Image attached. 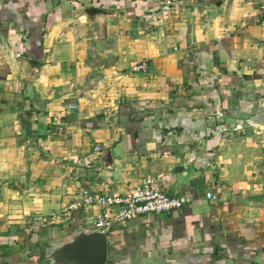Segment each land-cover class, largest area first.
Returning <instances> with one entry per match:
<instances>
[{"label":"clouds","instance_id":"9594fccd","mask_svg":"<svg viewBox=\"0 0 264 264\" xmlns=\"http://www.w3.org/2000/svg\"><path fill=\"white\" fill-rule=\"evenodd\" d=\"M0 13V264H31L16 226L31 245L79 208L96 229L135 228L121 264H264V0H0ZM181 206L182 233L147 227Z\"/></svg>","mask_w":264,"mask_h":264},{"label":"crops","instance_id":"0c3cea01","mask_svg":"<svg viewBox=\"0 0 264 264\" xmlns=\"http://www.w3.org/2000/svg\"><path fill=\"white\" fill-rule=\"evenodd\" d=\"M204 2H205V6H213L214 5V6L218 7L224 3V0H204ZM255 7L260 8V7H262V5L260 3H256ZM3 15H5V14L0 13V16H3ZM254 23L257 26L259 24H264V15H260L257 18H255ZM217 32H218V34L220 32L219 22H217ZM232 42L233 41L225 40L224 44H225V46H229V48H230V45ZM217 64L219 65V61H217ZM217 71L223 72L224 70L222 68L218 67ZM185 98L187 99L186 94H185ZM32 111L36 112V109L33 108ZM36 115L39 116V115H41V113L36 112ZM42 115L47 116L48 113L44 112V113H42ZM131 119L134 121L135 117H132ZM125 122L131 124V129L133 131L139 127L138 124L132 123L130 119H126ZM68 123H71V122H68ZM55 131H56V129L52 128L51 125L49 126V128L47 130V132H55ZM63 131L67 132V129H64ZM47 132H45V134H44V137H43L44 139L47 138ZM60 134L63 135V133H60ZM32 135H34L36 137L37 141H39L41 139V133L39 131L32 133ZM135 135H136V138L139 137V133L136 132V134L134 133L133 137L130 136L129 139L130 140L135 139ZM37 158L43 159V157H40V156H38ZM177 170L180 171L181 169H177ZM9 187H10V192L13 196H17L19 194L18 189H16L14 185H10ZM193 187H195L197 189V191L195 194H193V193L187 194L186 199H188L189 201L196 200L197 197L200 196V194H201V189L199 187V184L196 181L193 182ZM241 188H243V186H241ZM166 194H168L171 197H176V198L185 197V193L183 192V190H181L179 195H177L174 191L166 193ZM186 211H187V208L184 206L182 209H179V210L161 213V214H159L158 218H156L155 221L148 220L146 222L147 227L151 228L153 226V223H155V225L157 227H159L160 225L172 223V224H175V230H176L177 234H180L184 230V225L181 223H176L175 220H179ZM173 212L177 213V215L175 217L172 215ZM144 216H147V215H144ZM151 216L156 217L157 214H152ZM50 219L51 218H49L48 221L42 222L40 224L38 231H33L31 233L32 236L36 237V239L31 242V245L29 243V238L24 235V230L22 228H20L19 226H16L17 227V244H18V247L20 249V255L22 257L26 256L27 259L29 261H31V264H34V261L43 252V250L45 248L44 242L47 239L51 240L50 238H52V237L62 238V237L68 236L79 225L92 226L89 215L84 210L73 209L71 211L70 216L68 217V223H67L66 227H65L63 219L58 218L56 223H51ZM0 223H3V217H0ZM187 223L190 227H195L196 224L198 223V221L193 220L192 216H188ZM221 224H223V220H221ZM197 227H198V225H197ZM10 228H11V226H9V228L5 229V232L10 233ZM213 228H215V225H213ZM135 231H136L135 228H132L131 226H129L128 229H124V227H116L115 223L113 224V226L107 232V237H108V242H109V257H108L107 264H121L119 257L121 256V254L123 252L122 245H127L128 241H129L130 232H135ZM143 231H145L144 228L141 229V232H143ZM118 241L120 242L119 244H118ZM24 249H28V251L25 252ZM213 252H214L213 259H222V257L215 255V253L219 254V249H213ZM205 260H207V257H205ZM161 264H162V262H161Z\"/></svg>","mask_w":264,"mask_h":264},{"label":"water","instance_id":"95a60500","mask_svg":"<svg viewBox=\"0 0 264 264\" xmlns=\"http://www.w3.org/2000/svg\"><path fill=\"white\" fill-rule=\"evenodd\" d=\"M46 240L45 248L34 264H107L109 242L105 230L79 225L68 236Z\"/></svg>","mask_w":264,"mask_h":264},{"label":"built area","instance_id":"2783aa9c","mask_svg":"<svg viewBox=\"0 0 264 264\" xmlns=\"http://www.w3.org/2000/svg\"><path fill=\"white\" fill-rule=\"evenodd\" d=\"M164 195V200H163V204L165 205V206H168V202L169 201H171V200H176V199H180V198H176V197H171V196H169L168 194H163ZM187 201H189L188 199H186ZM120 207H126V205H119ZM138 207H142V205H137ZM184 206H181V208L180 209H182ZM75 210H84V211H86L85 209H83V208H79V209H75ZM175 210H179V209H177V208H175V207H171V209H170V211H162L161 213H164V212H171V211H175ZM161 213H159V214H161ZM152 214H156V213H148V212H142V213H140V215H152ZM115 223V221H113V223L111 224V225H109L107 228H105L104 230H105V232L107 233L108 232V230L113 226V224Z\"/></svg>","mask_w":264,"mask_h":264}]
</instances>
